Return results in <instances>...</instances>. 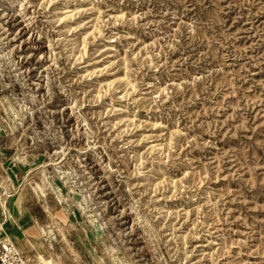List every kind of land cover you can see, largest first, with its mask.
I'll use <instances>...</instances> for the list:
<instances>
[{"label":"rangeland","instance_id":"rangeland-1","mask_svg":"<svg viewBox=\"0 0 264 264\" xmlns=\"http://www.w3.org/2000/svg\"><path fill=\"white\" fill-rule=\"evenodd\" d=\"M0 151L9 246L264 264V0H0Z\"/></svg>","mask_w":264,"mask_h":264},{"label":"bare ground","instance_id":"bare-ground-1","mask_svg":"<svg viewBox=\"0 0 264 264\" xmlns=\"http://www.w3.org/2000/svg\"><path fill=\"white\" fill-rule=\"evenodd\" d=\"M3 158H4V154L0 151V211L6 216L7 219H11L12 221L14 220L15 224L19 227L24 226L21 225L20 222L16 219L15 215L13 214V212L11 211V207H12V203L9 206V198L4 197L5 194H7L8 189L10 188V184L7 183V176L6 174L3 172L4 170V164H3ZM17 174V173H16ZM9 177H11L9 175ZM12 180V179H10ZM12 182V181H11ZM15 184V182H14ZM19 185V184H18ZM14 186V185H13ZM33 189L36 191V194L38 195V197H42V196H47L46 193V184L45 183H40L38 181H35V184L33 185ZM36 186L39 187L40 189V193L38 192V190L35 188ZM17 187V186H16ZM16 189V188H15ZM21 191L18 193V199L19 202L23 203L25 202L28 198H30L31 196H33L32 190L29 189V187L24 186L23 188H20ZM18 190V189H17ZM52 205V204H51ZM50 207H47V209H49ZM52 208L54 209V206L52 205ZM41 212H42V208L39 207V209L34 212H32V218H33V222H29L28 225H26L23 228H26L23 230L22 235H26L25 236V240H24V244L17 247V246H12L14 247V250L20 254L19 256L22 255H26L31 247H34L35 249V255L36 258L41 260L43 264H52L53 262V255H51L53 252L56 253L57 255H59V253L56 251L55 249V244L52 240H50V238L48 239L51 243L48 246L44 240H39L37 239L35 236L41 235V233L38 232L36 226H35V221H37L39 223V219L41 217ZM11 217V218H9ZM2 229V228H1ZM33 230L34 233L31 231ZM28 232H30L31 234L34 235V239L31 238H27V234H29ZM38 232V233H37ZM43 233L45 234V229H43ZM7 242L11 243V238H7L4 240H1V245L5 244L6 246L8 245ZM12 244V243H11ZM9 247V246H8Z\"/></svg>","mask_w":264,"mask_h":264},{"label":"built area","instance_id":"built-area-1","mask_svg":"<svg viewBox=\"0 0 264 264\" xmlns=\"http://www.w3.org/2000/svg\"><path fill=\"white\" fill-rule=\"evenodd\" d=\"M8 244V243H7ZM9 245H3V249L5 250V253H4V255L6 254V253H8V252H10L11 251V249L13 248L12 246H9ZM4 257H7V256H4Z\"/></svg>","mask_w":264,"mask_h":264}]
</instances>
